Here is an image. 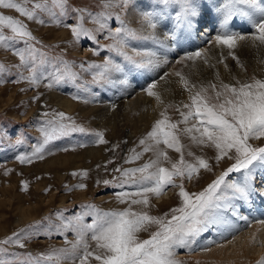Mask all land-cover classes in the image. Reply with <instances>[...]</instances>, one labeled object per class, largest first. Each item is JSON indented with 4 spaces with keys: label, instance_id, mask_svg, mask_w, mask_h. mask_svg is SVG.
Wrapping results in <instances>:
<instances>
[{
    "label": "snow or ice",
    "instance_id": "snow-or-ice-1",
    "mask_svg": "<svg viewBox=\"0 0 264 264\" xmlns=\"http://www.w3.org/2000/svg\"><path fill=\"white\" fill-rule=\"evenodd\" d=\"M98 3L101 10L93 13L86 8L73 7L70 0H35L34 4L33 0H0V8L15 9L30 20L36 19L39 12L48 13L54 23L70 29L77 42L87 38L99 44L98 34L106 32L107 38L113 42L101 47L120 58L110 55L100 64L88 63L86 66L80 63V69L92 72V80L78 83L81 73L74 71L73 65L66 60L57 59L49 71L47 54L33 43L36 37L28 26L0 11V47L12 49L11 41L25 44L24 48L15 50L20 64L14 67L24 69L28 74L19 71L18 79L13 82L28 81L39 87L47 79L48 88L70 82L95 98L98 93L92 92L90 85L100 88L107 85L127 91L135 79L142 91L162 103L156 91L158 81L153 74L171 63L169 56L176 64L185 67L189 62L197 61L210 64L208 49L187 50L195 40L227 48L229 55L237 61L239 57L235 50L242 42L257 47L264 45V0H98ZM127 14L139 18V28L126 21ZM65 16L77 22L66 23L61 19ZM86 18L97 27H86ZM113 18L119 21V27L109 26L108 21ZM40 23L44 21L41 19ZM5 29L11 34L6 35ZM133 42H150L152 46H133ZM94 51L100 54L98 49ZM10 71L0 63V73ZM174 75L189 93V102L176 107L179 119L173 120L169 116L171 105H167L151 131L140 140L142 151L131 149L125 163L138 161L149 152L153 157L137 167L115 168L113 171L118 172L119 177L102 181L106 187L134 189L116 193V198L127 207L105 211L88 204L86 208L90 211L71 219L58 212L61 223L55 226L56 233L63 235L69 230L75 233V240H67L65 236L68 247L54 248L39 255L15 253L16 260H0V264H62L63 261H71V264H183L176 258V250H195L193 245L204 233H215L223 240L239 231L240 221L249 227L253 220L264 225V218H260L264 217V207H261L264 205V146L252 142L264 138V78L253 76L235 83L221 80L218 84L198 85L183 71L176 70ZM5 82L0 78V83ZM43 115L51 118L40 125L42 139L31 154L16 155L21 163L42 159L46 146L54 141L74 133H88L64 112ZM91 135L96 143H107L103 132ZM5 137L7 133L0 130V146H3ZM185 137L191 145L214 149L217 164L226 159L234 161L199 192L186 190L184 181L198 178L201 169L212 172L213 167L205 156L195 155L190 150V146L183 142ZM23 143L25 138L21 136L8 146L15 148ZM169 150L178 153L179 159L173 160ZM186 155L194 159H186ZM79 174L88 175L86 170ZM169 186L179 188L181 204L162 215L150 214L151 197L161 196ZM75 187L84 188L86 185L81 183ZM23 188L27 190L28 181H23ZM137 205L142 206L141 210L134 209L133 206ZM244 211L249 214H243ZM85 216L93 217L90 223H85ZM153 227L155 230L150 232L149 238L141 239L140 233ZM33 234L31 228L24 235L13 233L0 241V252H7L3 245L8 244L25 248V241ZM43 234L52 235V232ZM90 241L95 243L94 247ZM212 243L216 241H206L203 250L208 251L207 245ZM256 264H264V257Z\"/></svg>",
    "mask_w": 264,
    "mask_h": 264
},
{
    "label": "rangeland",
    "instance_id": "rangeland-1",
    "mask_svg": "<svg viewBox=\"0 0 264 264\" xmlns=\"http://www.w3.org/2000/svg\"><path fill=\"white\" fill-rule=\"evenodd\" d=\"M34 3L35 0H33ZM70 3L73 7L86 8L93 13L101 10L98 0H70ZM28 6L32 7V4ZM0 11L12 15L28 26V29L36 37V41H38V43L36 41L33 43L47 54L49 71H51L50 65L56 63L57 59L66 60L73 65L74 71L81 73V79L78 83L92 80V72H84L79 68L80 63L83 62L86 66L88 63L100 64L110 55L120 59L115 53H110L106 48L101 47V45L113 42L110 38H107L106 32L98 34L99 44L87 38H82L81 41L77 42L70 29L54 23L46 12H39L36 19L30 20L15 9L0 8ZM72 16L74 17L75 14L73 13ZM41 19L44 23H40ZM61 19L66 23L77 22L74 18L68 16ZM125 19L132 27H140L139 18L134 14H127ZM84 23L88 28L94 29L97 27L89 18H86ZM108 23L111 28L120 26L119 21L114 18ZM5 34L10 35V30L5 29ZM161 38L163 37L161 36ZM10 43L13 45L12 49L0 47V63L11 69L10 72L0 73V78L6 81L0 83V130L7 133V137L2 141L3 146H0V241L5 240L13 233L24 235L30 228L34 233L31 239L25 241V248L12 244L3 245L7 248V252H0V260L14 261L16 260L15 253L31 252L33 255H39L48 253L54 248L68 247L65 236L67 240H75V233L71 230L63 235L56 233L55 226L61 223V219L57 215L58 212H62L64 217L71 219L77 214L90 211L86 208L88 204H94L105 211L127 207L126 203H121L116 198V193L122 190L131 191L134 189L106 187L102 181L118 178L120 174L113 171L115 168L137 167L152 158L153 153L149 152L145 153L138 161L125 163L126 158L131 154V149L142 151L143 146L140 145V140L146 137L154 123L161 118L160 113L164 111L165 107L171 105L168 108L169 116L173 120L179 119L176 107L182 102H189V96L173 101L164 99L161 110H152V107L148 105L149 107L146 106L145 114L142 117H138L139 112H133L131 117L134 118H126L125 113L129 110L122 109L123 106L120 105L123 100L122 90L113 89L107 85L104 88H100L98 85H90L92 92L98 93L93 98L89 92L77 88L70 82L53 84L51 88L46 86L49 82L47 79H44L39 87L30 84L28 81L13 82L18 79L17 73L19 71H22L24 75L28 73L24 69L14 67L20 64L19 56L15 54V50L24 48L25 44L23 41H11ZM137 44L152 46L150 42H133V46H137ZM213 44L195 40L187 49L189 51H194L199 47L208 49L210 64L203 63L204 66L210 67L211 70L218 68L215 72L212 71L209 77L206 76V79H200L201 81L198 77L204 72L202 74L198 73V77H195L197 79L191 80L192 82L194 81L198 85L201 83L207 85L209 82L218 84L221 80L225 83H235L236 80L244 81L253 76L264 78V72L259 73L253 68H250V74H247L245 79L241 77L226 78L219 70L218 64L220 61L218 58H220V55L214 56ZM94 49H98L100 54L97 55ZM168 59L171 63L157 74H153V78L158 81V84L166 88H169L175 82L171 78L170 71V65L174 64L175 61L171 56ZM217 72L219 76L216 75ZM165 73H168V75L165 76ZM194 75H197V72ZM161 77L164 78L161 79ZM158 84L156 91L160 93L162 87ZM136 88L137 86H133V89ZM111 92L113 95H109ZM136 92L135 90L134 94ZM77 95L80 97L79 99L74 98ZM37 96H39V99H34ZM62 96L76 102V109L67 110L60 102ZM82 106H89L90 111L84 113L80 109ZM53 112H64L66 116L72 117L77 125L86 128L88 133H74L69 137L54 141L46 146L42 159L37 158L33 159L31 163H21L15 158L16 155L31 154L34 147L42 139V134L39 131L41 123L51 118V116L45 117L43 114ZM95 132H103V138L107 143H96L95 137L91 135ZM21 136L25 138V143L15 148L8 146ZM183 142L190 146V150L195 155L205 156L213 167L212 172L201 169L198 178L194 177L191 181H184L185 188L189 192L203 190L216 176L234 162L226 159L217 164L214 160V149L206 147L201 149L191 145L186 137ZM252 142L258 146H264V138ZM210 152H212L211 155ZM169 155L173 160L179 159V154L173 150H169ZM72 156L76 158L69 159L66 163L61 162L65 160L63 158ZM185 158L194 159V157H188L187 155ZM110 160L112 163H108ZM8 169L11 171L6 172ZM85 170L88 173L86 177L79 174ZM73 173L77 174L74 175ZM23 181H28L26 191L23 188ZM194 181L196 184H193ZM81 183L85 184L86 187H75ZM177 183H179V178H177ZM178 192L179 188L169 186L161 196L151 197L153 206L148 209L150 214L162 215L169 212L170 209L178 207L181 204ZM18 205L24 207L30 205L29 210L33 216L26 220H20L19 214L21 211L18 210ZM133 207L135 210H141L142 206ZM92 219V216H85V223H90ZM22 229L25 232H21ZM154 230L153 227L148 232H141V239L149 238L150 232ZM47 231H51L52 235L43 234ZM203 235L206 236V233ZM90 243L93 247L95 246L94 242L90 241ZM263 245L264 243L259 245V248H262ZM194 254H196L194 250L189 251L185 248L176 250V258L182 261L183 264H199L197 259L192 258ZM62 264H71V261H63Z\"/></svg>",
    "mask_w": 264,
    "mask_h": 264
},
{
    "label": "bare ground",
    "instance_id": "bare-ground-1",
    "mask_svg": "<svg viewBox=\"0 0 264 264\" xmlns=\"http://www.w3.org/2000/svg\"><path fill=\"white\" fill-rule=\"evenodd\" d=\"M214 33L215 32L213 31L212 34ZM197 41L200 40L197 39ZM212 50H214L215 52L214 56L217 57V54L220 55V58H218L219 61H224L223 63L218 61L219 64L218 63L217 64L221 74L224 75L226 78L241 77L242 79H245L246 75L250 74V68L255 69L259 73L264 72V45L257 47L252 45L250 42L248 43L242 42L240 47L235 50L236 55L239 57V61L233 59L232 56L229 55V50L227 48H221L213 44ZM220 51L223 53V55L219 53ZM208 54H209V50H208ZM241 64H243V67L240 66ZM233 68L235 69L234 71ZM217 69L218 68L216 67L211 70L210 67L204 66L202 61H197L193 64L192 62L191 63L189 62L186 67L178 65L176 63L170 65L171 78L175 82H173L171 86H169V88L162 87L160 84H158V86L162 87V88L159 87L161 90L159 94L162 98L163 101L162 103L158 101L155 97L146 95V93L142 91L137 81L133 79L132 87L127 89V91L122 90L123 100L120 103V105H122L123 108L122 106L121 108L129 110L127 113H125L126 118H134L131 117L133 112L135 113L139 112V114H137L138 117L139 118L142 117L145 114L146 106L148 105L152 107L151 108L152 110H161L163 107L162 105L165 101L164 99L167 100L170 99V101L171 100L173 101L174 99L179 100L181 98L184 99L187 96H189L188 91H186L181 86L179 82V77L174 75V71L176 70L183 71L184 74L188 76L190 80L197 79L195 77H198V73L202 74L204 72V74L198 77V79L200 80V79H206V76L209 77L212 71L215 72ZM195 72H197V75H194ZM140 83H144V81H140ZM133 86H137V88L133 89ZM135 90L137 92L134 94ZM109 95H113V93L111 92V94ZM62 97H61L62 101L60 102L65 106L67 110H71L73 108L76 109L77 107L76 102L64 96ZM80 109L84 113L90 111L89 106L88 107L82 106L80 107ZM211 154L212 152H210V155ZM66 158L67 157L63 158L65 160L61 162L66 163L69 159H75L76 157L72 156L67 159ZM193 184H196L195 181L193 182ZM29 206L24 207L23 205H18L17 208L18 210L21 211V212L19 211L20 220L21 219L26 220L27 218L33 216L32 212H30L29 210L30 209ZM261 207H264V205H261ZM243 214L248 215L249 213L247 211H244ZM260 218H264V217H260ZM239 224H240L239 231H237L234 235L230 234L226 236L223 240H220L217 237V235L212 232L206 233V236L202 235L201 237H199L196 244L193 245L196 254L192 255V258L197 259L199 261V264H256L257 259L264 257V245L262 248L261 247L259 248V245L264 243V225L256 223L255 220H253L250 227L246 226L243 221H240ZM208 240H215L216 243L208 244L207 246L209 250L205 251L203 250V245Z\"/></svg>",
    "mask_w": 264,
    "mask_h": 264
}]
</instances>
